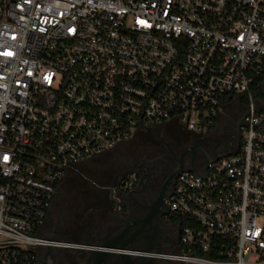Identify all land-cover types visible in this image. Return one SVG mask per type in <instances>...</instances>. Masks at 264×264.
<instances>
[{"label": "built area", "instance_id": "built-area-1", "mask_svg": "<svg viewBox=\"0 0 264 264\" xmlns=\"http://www.w3.org/2000/svg\"><path fill=\"white\" fill-rule=\"evenodd\" d=\"M242 102L239 143L176 176L180 250L155 261L264 264V0H0V264L86 248L42 235L81 164Z\"/></svg>", "mask_w": 264, "mask_h": 264}, {"label": "flooded vegetation", "instance_id": "flooded-vegetation-1", "mask_svg": "<svg viewBox=\"0 0 264 264\" xmlns=\"http://www.w3.org/2000/svg\"><path fill=\"white\" fill-rule=\"evenodd\" d=\"M232 106L235 107L225 108L216 133L209 138L202 139L178 125L150 129L155 135L154 143L147 144L140 153L125 155L119 169L109 176L118 187L122 180L135 175L137 182L131 190L90 187L63 203L54 195L42 235L67 236L76 242L85 237L91 240L92 228L108 221L111 233L118 236L127 232L123 240L129 250L138 254L124 262L113 257V264H174L150 261L141 253L180 250L182 222L168 207L175 178L184 170L201 171L211 158L239 143L247 105L242 102ZM40 253V264H95L80 250L51 249Z\"/></svg>", "mask_w": 264, "mask_h": 264}, {"label": "rangeland", "instance_id": "rangeland-1", "mask_svg": "<svg viewBox=\"0 0 264 264\" xmlns=\"http://www.w3.org/2000/svg\"><path fill=\"white\" fill-rule=\"evenodd\" d=\"M229 104H226L227 107ZM235 107V106H229ZM228 107V109H229ZM220 119L215 121L211 128L207 129L203 127L200 132L201 138H209L217 130V124ZM137 139V140H136ZM143 140V141H140ZM155 141V135L147 130L146 134L142 133L132 140L130 143L122 145L115 150L101 156L98 159L90 160L89 165H83L80 169L89 178H80V177H70L67 178L66 181L61 184V189L57 192V200L61 203L67 202L68 198L76 197V195L82 193L86 189L90 188L92 183L104 187V186H115L117 184L111 183V178H109L110 174L117 171L121 165V163L125 160V155L136 154L142 152L143 148L145 149L147 144H152ZM69 180V181H68ZM112 187V186H111ZM64 237V236H63ZM69 241H75L72 238L65 236ZM63 238V239H65Z\"/></svg>", "mask_w": 264, "mask_h": 264}, {"label": "water", "instance_id": "water-1", "mask_svg": "<svg viewBox=\"0 0 264 264\" xmlns=\"http://www.w3.org/2000/svg\"><path fill=\"white\" fill-rule=\"evenodd\" d=\"M116 208L118 207V200H115ZM127 235V232L121 233L118 236L108 232L105 235L100 234V232L96 231L93 232V236L99 237L102 240V244L99 246V248L105 249H97L96 246H94L91 243V240L87 237L83 239V241L80 243L83 246H85V249H82L80 251H83L84 253L88 254V256L92 259V261L95 264H113V257H118L122 262L128 260L131 257H134L136 251H131L126 245V242H124L123 238ZM139 236V235H137ZM136 236V237H137ZM92 237V233H91ZM135 239V238H134ZM138 239V238H136ZM161 250L156 249L152 252H160ZM144 259L153 261L154 259L145 257Z\"/></svg>", "mask_w": 264, "mask_h": 264}, {"label": "crops", "instance_id": "crops-1", "mask_svg": "<svg viewBox=\"0 0 264 264\" xmlns=\"http://www.w3.org/2000/svg\"><path fill=\"white\" fill-rule=\"evenodd\" d=\"M83 165H89V162H86V163H83V164H81L79 167H82ZM67 178H70L69 176L68 177H66V178H64L63 180H61V182L59 183V185L57 186V189H56V193H55V199H57L56 197H57V192L61 189V184H63L65 181H66V179ZM82 179V178H81ZM69 181V180H68ZM92 185L93 186H91V187H93V188H95V189H100V188H102L101 186H98V185H96V184H94V183H92ZM112 187H114L113 185H111ZM109 187V186H106V188L108 189V190H111L112 191V187ZM109 223L110 222H108V221H104L103 223H98L94 228H92V238H91V243L94 245V246H96L97 247V249H101V250H105V249H102V248H99V246L102 244V240H101V238H99V237H101V236H99V237H95V236H93V232H96V231H98V232H100V234H102V235H105V234H107L108 232H110L111 233V231H110V225H109ZM54 238H61V239H63V238H65V237H63V236H59V237H54ZM66 239V238H65ZM83 240H81V241H79V242H76V241H73L74 243H81Z\"/></svg>", "mask_w": 264, "mask_h": 264}, {"label": "trees", "instance_id": "trees-1", "mask_svg": "<svg viewBox=\"0 0 264 264\" xmlns=\"http://www.w3.org/2000/svg\"><path fill=\"white\" fill-rule=\"evenodd\" d=\"M146 132L147 131H144V132H141V133H139V135H141L142 133H144V134H146ZM137 140V139H136ZM140 141H143V140H140ZM81 167H79L78 168V170H77V172L76 173H74V174H72V175H70L69 177H80V178H85L86 177V175L81 171V169H80ZM86 178H89L88 177V175H87V177Z\"/></svg>", "mask_w": 264, "mask_h": 264}, {"label": "snow or ice", "instance_id": "snow-or-ice-1", "mask_svg": "<svg viewBox=\"0 0 264 264\" xmlns=\"http://www.w3.org/2000/svg\"><path fill=\"white\" fill-rule=\"evenodd\" d=\"M4 159H5V160H7V159H8V157H6V156H5V157H4Z\"/></svg>", "mask_w": 264, "mask_h": 264}]
</instances>
